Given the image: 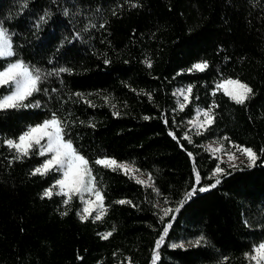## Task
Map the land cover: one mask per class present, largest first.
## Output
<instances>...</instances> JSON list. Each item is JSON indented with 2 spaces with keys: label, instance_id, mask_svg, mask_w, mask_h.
Listing matches in <instances>:
<instances>
[{
  "label": "trees",
  "instance_id": "trees-1",
  "mask_svg": "<svg viewBox=\"0 0 264 264\" xmlns=\"http://www.w3.org/2000/svg\"><path fill=\"white\" fill-rule=\"evenodd\" d=\"M0 24L16 53L0 70L22 59L42 77L28 107L0 110V264H251L264 241V0H0ZM226 79L251 87L243 104L217 90ZM189 87L181 108L176 92ZM198 109L214 123L188 137L183 123ZM53 113L89 162L100 220H81L79 196H44L60 172L33 175L48 157L33 148L15 159L6 143ZM210 140L259 159L224 167L205 150ZM104 158L134 165L152 186L95 163ZM181 240L194 243L171 245Z\"/></svg>",
  "mask_w": 264,
  "mask_h": 264
},
{
  "label": "snow or ice",
  "instance_id": "snow-or-ice-1",
  "mask_svg": "<svg viewBox=\"0 0 264 264\" xmlns=\"http://www.w3.org/2000/svg\"><path fill=\"white\" fill-rule=\"evenodd\" d=\"M14 55H16V53L13 50L11 35L8 30L0 24V58H9ZM148 66L151 67V64L149 63ZM207 67V62L194 65V69L198 71H204ZM60 71H68V69H60ZM41 79L40 71L38 69L34 70L28 64L24 63L22 59L9 63L0 70V86H14V90L11 94L0 98V110L28 107L29 105L25 104V101L34 93L40 91L39 85ZM217 90H223L225 95L229 96L237 104H243L252 93L251 87L238 79L224 80L222 83L217 84ZM191 92L192 88L189 87L186 93L181 91L180 95L184 96L185 101H188ZM183 107L184 105L182 104L181 108ZM203 116L205 117L203 121H201L198 116L194 124V126L197 127V134H201L199 129L207 130V127L214 123L215 118L211 109L204 111ZM65 135V125L60 118L53 113L51 119L45 120L43 123L34 127H29L27 131L19 136L18 141L7 140L6 143L10 148L16 151L17 155L15 159H23L29 156L33 148L38 149V154L40 156L48 157L39 167L35 168L33 175H47L53 170L61 173V178L55 181L53 187L45 191L44 196L50 198L53 194V188L57 186L59 188L57 194L67 197L65 203L71 201L74 195L79 196L81 200H83L84 194L87 193L90 196H94L95 200L89 199L85 201L86 206L83 208V214L80 218L81 220H87L95 211L97 212L95 219L100 220L106 212L103 204V194L96 188L95 177L92 175V169L89 167L88 160L77 151L71 139H65ZM185 138L189 139L188 137ZM224 139L227 140L228 138L225 137ZM45 140L46 143H41ZM232 147L246 156L248 167L256 165L259 156L252 148L235 144H233ZM222 150V147L213 149L215 152H220ZM236 159L237 156L235 152L228 153L230 167H238V165L234 163ZM95 163L106 168H111L113 171L118 168L123 169L125 174L134 171L129 165L119 164L115 159L111 158L98 159ZM216 173L223 174L224 169L217 167ZM195 180L196 183L199 184L200 175L198 172L196 173ZM137 182L144 183V181L141 180H137ZM219 183L220 179L217 177L215 184L211 185V187H215ZM199 190L207 191L208 189L201 188ZM196 191L197 189L193 188L188 196L190 197ZM119 203H125V201H120ZM167 211L168 210H166V214ZM176 211H179V208H177ZM63 214L66 215L67 213ZM110 235L111 233H108L103 238L107 239ZM166 235L167 229H165V236ZM163 240L164 236H161L160 240L156 243L157 249L160 247ZM199 242V240L196 241L197 244H199ZM173 246L183 247V245ZM253 251L254 255H250L248 258L255 261V264H264V243L256 246Z\"/></svg>",
  "mask_w": 264,
  "mask_h": 264
},
{
  "label": "rangeland",
  "instance_id": "rangeland-1",
  "mask_svg": "<svg viewBox=\"0 0 264 264\" xmlns=\"http://www.w3.org/2000/svg\"><path fill=\"white\" fill-rule=\"evenodd\" d=\"M12 62L13 61H8L7 64H6V66L9 63H12ZM6 86H9V85H6ZM9 87H10V89H9V92H8L7 95L11 94V92L14 90V86H9ZM187 89L188 88H185V89L180 88V89L177 90L176 95L178 96L179 105H182V104L184 105L187 102V101H185L184 96H181L180 95V92L181 91H184L186 93ZM203 112H204V110L198 109L196 111L195 116L192 119L186 120L183 123V125L185 127V131H186V136L191 137V136L197 134V127H195L194 124L196 123L198 116H199V118H200L201 121H203L205 119V117L203 116ZM203 130L204 129H199V132L201 133ZM41 143H46V140L45 141H42ZM232 145L233 144H227L226 145L222 141H218V140H210V141H207V142L204 143V148L212 156L216 157L220 162H222L224 164V167L233 168V167H230L229 166V161H228V153L229 152H235L236 153L237 159L234 161V163L236 165H238V166L248 165V161H247L246 156H244L240 152H238L235 148L232 147ZM221 147L223 148L222 151H220V152L213 151V149L221 148ZM118 163L119 164H127V165H129L132 169H134V171L129 172V174L131 176H133L137 180L144 181V183H143L144 185L152 186V182L149 179V177L145 173H143L142 171H140L138 168H136L134 165H132L130 163H127V162H118ZM218 167L223 168L224 171H225V168L224 167H222V166H218ZM121 170H123V169H121ZM219 175L220 174H217L216 173V168L211 173V176L212 177H215V178H217ZM60 178H61V173H60ZM58 190H59V188H58ZM89 199L95 200V197L94 196H90L89 194L85 193L84 194V199L81 200V205L82 206H81V210H80V216L83 214V208L86 206L85 201H87ZM155 205L159 209V213L162 215V217L169 215V213L171 212V210H170L169 207L163 206V204L161 202H159V201H157ZM94 207H95V205H94ZM166 210H168L167 211V214H166ZM193 243L194 242L191 241V240H181L179 242L171 243V245L172 246L173 245H183V247H186V246H188L190 244H193ZM261 243H264V241L260 242L259 244H261ZM250 255H254V251H252L249 254V256ZM250 262H251V264H255V261L250 260Z\"/></svg>",
  "mask_w": 264,
  "mask_h": 264
}]
</instances>
